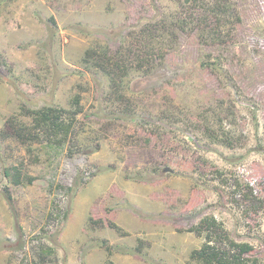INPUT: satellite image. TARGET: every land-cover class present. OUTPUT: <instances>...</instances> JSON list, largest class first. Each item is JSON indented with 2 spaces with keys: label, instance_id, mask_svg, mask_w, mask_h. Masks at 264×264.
Segmentation results:
<instances>
[{
  "label": "rangeland",
  "instance_id": "rangeland-1",
  "mask_svg": "<svg viewBox=\"0 0 264 264\" xmlns=\"http://www.w3.org/2000/svg\"><path fill=\"white\" fill-rule=\"evenodd\" d=\"M223 1L220 35L176 31L162 66L119 89L82 64L84 52L114 53L123 40L128 50L146 21L171 20L184 0L0 5V264H200L191 256L207 232L190 230L208 217L221 227L211 246L247 244V264H264V0ZM47 107L80 111L63 146L8 127L35 135L24 110ZM3 164L32 184L9 183Z\"/></svg>",
  "mask_w": 264,
  "mask_h": 264
},
{
  "label": "trees",
  "instance_id": "trees-1",
  "mask_svg": "<svg viewBox=\"0 0 264 264\" xmlns=\"http://www.w3.org/2000/svg\"><path fill=\"white\" fill-rule=\"evenodd\" d=\"M8 0H0V5ZM185 4H189L186 7V11L182 12L180 15L172 17L171 20L159 19L156 22L146 21L144 26L139 28L138 34L132 35V42H129L128 47L125 51L126 40L122 41L121 48L117 52H110L108 47L105 50L99 52V46L90 47L87 49L82 58V64L87 69H96L102 72L104 77H108L110 80L109 85L116 87L117 89L122 87L125 81L129 85V78L134 74L138 76L148 75L149 72L155 70L157 71V66H162L165 56L167 53L174 48L175 42L178 38L176 31H185L187 28L193 24L194 27L201 30V39L207 43L208 40H213L214 36L217 37L219 32L217 29L220 27V17L229 13L230 7L226 5L223 0H184ZM193 8V9H192ZM195 8L200 10L198 14L195 12ZM212 13L215 16V21L211 24L210 16L206 15ZM201 15H205L201 18ZM195 17V18H194ZM197 17V18H196ZM53 21V19L51 18ZM212 21V20H211ZM197 23V24H196ZM213 24L216 26L214 27ZM223 26H221L222 28ZM202 28V29H201ZM82 33L86 35H93V33L103 32L102 30H94L88 26H81L79 29ZM192 30L188 31L190 33ZM52 36V35H51ZM54 37V35H53ZM136 63V64H133ZM147 70V71H146ZM154 72V71H153ZM140 74V75H139ZM152 75V74H151ZM150 75V77H152ZM120 99L124 98V95H120ZM79 99L75 100V104H78ZM127 109V108H126ZM130 110V109H127ZM25 114L31 117L33 126L31 129L35 130L36 134L25 133L23 128H18L15 124L14 119L9 120L8 127L11 126L14 131L15 136L21 141H32L41 139L45 141L50 146L60 147L64 145V142L71 134L72 128L74 126L73 121L75 117L80 113L78 109L75 110H65L62 108H41L37 110L25 109ZM5 134L3 133L2 139H5ZM2 175L4 178L14 186H20L24 184L31 185L33 180L30 177H25L22 175L21 166H6L2 165ZM4 197L13 209L12 197L9 193L8 186L3 187ZM69 193L75 192V189L69 188ZM68 211V210H67ZM59 215V212H53L50 214V219L55 220ZM67 213L64 214V220L67 219ZM220 230L221 227L219 223L212 217L205 218L201 220L198 226L192 228L191 232L206 231L207 241L202 245L200 250H196L192 253L191 261L196 260L200 264H247V260L243 259V256L247 255L252 251L251 247L247 244H235L230 242L229 252L220 251L215 246H211V238L209 232ZM110 248H108L107 251ZM121 248H117L119 250ZM127 254L135 255L139 253L138 248L125 249ZM231 251H234L231 253ZM145 255H143L144 257ZM108 264H112L108 262Z\"/></svg>",
  "mask_w": 264,
  "mask_h": 264
},
{
  "label": "water",
  "instance_id": "water-1",
  "mask_svg": "<svg viewBox=\"0 0 264 264\" xmlns=\"http://www.w3.org/2000/svg\"><path fill=\"white\" fill-rule=\"evenodd\" d=\"M164 171H165V172H168L169 170H168V169H165Z\"/></svg>",
  "mask_w": 264,
  "mask_h": 264
}]
</instances>
